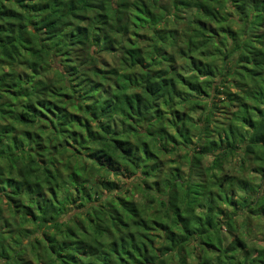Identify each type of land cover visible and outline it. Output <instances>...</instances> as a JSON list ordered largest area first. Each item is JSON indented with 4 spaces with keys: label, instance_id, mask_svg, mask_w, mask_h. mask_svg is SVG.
I'll return each instance as SVG.
<instances>
[{
    "label": "trees",
    "instance_id": "obj_1",
    "mask_svg": "<svg viewBox=\"0 0 264 264\" xmlns=\"http://www.w3.org/2000/svg\"><path fill=\"white\" fill-rule=\"evenodd\" d=\"M0 264H264V0H0Z\"/></svg>",
    "mask_w": 264,
    "mask_h": 264
}]
</instances>
